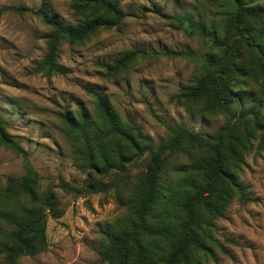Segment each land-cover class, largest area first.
Here are the masks:
<instances>
[{"label":"rangeland","instance_id":"rangeland-1","mask_svg":"<svg viewBox=\"0 0 264 264\" xmlns=\"http://www.w3.org/2000/svg\"><path fill=\"white\" fill-rule=\"evenodd\" d=\"M115 1L127 14L122 24L80 42H63L58 72L46 74L38 70V64L46 54L49 29L30 13L20 15L6 8H43L51 16L73 23L71 0H0V114L13 140L29 153V163L40 178L38 194L51 190L60 209L58 217L47 218L45 250L21 257L17 264H106L98 254L104 227L128 217L135 178L148 163L143 156L120 177L115 171L101 175L84 167L59 118L63 111L94 118L92 93L102 94L153 144L168 138V127L183 126L210 135L236 122V105L211 109L206 102L178 98L182 87L205 73L203 57L211 50L177 20L189 17L217 23L220 2ZM247 1L264 6V0ZM130 50L148 55L114 72L116 61ZM243 57L246 60L249 53L245 51ZM241 90L250 93L264 113V81L248 76ZM198 159V154L191 160L174 156L166 178L175 193L190 171L174 169H184ZM23 174L22 158L0 146V190L8 177ZM237 176L250 200L231 199L223 216L214 221L208 251L198 253L193 264H264V131L257 130L249 138ZM60 181L82 190L63 191ZM97 182L105 189L90 193L83 189ZM6 209L0 202V212Z\"/></svg>","mask_w":264,"mask_h":264},{"label":"trees","instance_id":"trees-1","mask_svg":"<svg viewBox=\"0 0 264 264\" xmlns=\"http://www.w3.org/2000/svg\"><path fill=\"white\" fill-rule=\"evenodd\" d=\"M217 1L221 6L217 23L189 17L177 20L211 50L203 57L205 73L182 87L178 98L203 101L211 109L227 110L236 105L234 124L210 135L172 126L167 128L165 141L153 144L99 93H92L94 118L83 112L59 114L83 166L95 173L115 171L120 177L135 160L148 158L145 169L135 178L128 217L104 227L98 254L106 264H193L198 253L208 251L214 221L223 216L231 199L237 196L242 203L250 200L237 172L249 138L257 130L264 131V113L261 104L241 87L248 76L264 81V6L247 0ZM6 10L30 13L49 29L46 54L38 64V70L46 74L58 72L63 42L86 40L102 29L120 26L127 17L115 0H71L70 10L76 17L73 23L57 19L43 8L10 6ZM245 51L249 53L246 60ZM146 55L139 50L125 52L112 70L121 71ZM7 125L0 114V146L22 158L24 174L8 177L0 190V202L7 206L0 212V257L3 264H17L19 258L45 250L47 218L58 217L60 209L51 190L38 194L40 178L29 163V153L13 140ZM196 154L197 161L174 169L190 171L181 178L175 193L166 178L174 156L191 160ZM58 186L66 192L82 190L65 181ZM83 189L90 193L105 189V185L97 182Z\"/></svg>","mask_w":264,"mask_h":264}]
</instances>
